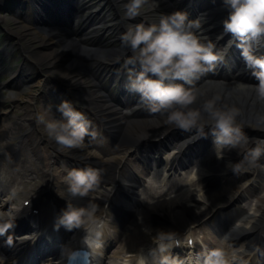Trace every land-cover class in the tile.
I'll return each instance as SVG.
<instances>
[{
  "label": "clouds",
  "instance_id": "clouds-1",
  "mask_svg": "<svg viewBox=\"0 0 264 264\" xmlns=\"http://www.w3.org/2000/svg\"><path fill=\"white\" fill-rule=\"evenodd\" d=\"M226 11L222 31L217 39L230 37L228 48L239 50L245 69L254 84L241 85L244 96L233 98L201 86L202 79L225 62L227 49L218 50L206 34L204 15L189 19L184 11L158 13L147 20L149 11L159 7L158 0H122L121 18L126 23L121 42L131 53L126 59L127 90L138 96L148 110L169 126L193 133L195 140L212 137L221 149L235 150L240 159L228 162L233 174L253 169L264 170V139L250 138L241 123L242 110L248 108L256 123L264 125V0H222ZM138 17L141 22L133 23ZM61 118L46 119L37 113L38 125L59 148H83L89 136L90 122L73 103L63 100L57 105ZM94 135V134H93ZM194 140V141H195ZM227 166V165H226ZM101 182L99 170L86 166L72 168L65 176L66 191L72 200L84 198ZM65 200L66 206L55 217L54 228L82 230L84 243L97 252L103 247L107 223L98 215L100 206L89 200L83 206ZM10 221L0 220V237L13 246ZM35 237L30 239L34 241ZM153 246L128 254L129 264H182L170 255L179 245L175 232L156 229ZM4 264L6 258L2 257ZM244 264L233 253L229 258L223 247L206 250L195 257L194 264Z\"/></svg>",
  "mask_w": 264,
  "mask_h": 264
},
{
  "label": "bare ground",
  "instance_id": "bare-ground-1",
  "mask_svg": "<svg viewBox=\"0 0 264 264\" xmlns=\"http://www.w3.org/2000/svg\"><path fill=\"white\" fill-rule=\"evenodd\" d=\"M30 1V0H29ZM44 1L49 2L52 4L53 2L49 0H31L30 3L34 8L43 10L44 8ZM71 1V11L75 14H78L79 12H82L85 9H91L94 7H97L98 4L93 3L94 0H70ZM160 1V0H159ZM122 0H117V3L120 4ZM170 2V0H168ZM185 0L182 1L184 3ZM61 3V2H59ZM66 3V2H64ZM93 3V4H92ZM107 7V6H106ZM105 7V8H106ZM196 7L197 10L204 15L206 23L204 24L205 29H207V35L209 37L210 34L217 33V31L222 30V24L221 21L226 15V11L222 6V0H196ZM53 8L56 9V3L55 5L53 4ZM183 6L181 4H174L172 7H169L167 4H163L160 6V9L156 8L154 11H149L147 13L146 18H151L155 19L157 17V13H164V14H169L173 11H182ZM109 10L108 12H110ZM114 11V10H113ZM104 12L107 13V11L104 8L99 9L96 11L95 14L89 16V20L87 23L83 24L81 28V32H88L90 30H93L94 27L97 25H102V23H105L107 21L108 15L101 17L103 21H98L100 18V14H103ZM61 15H63V11L60 12ZM44 18L47 17V14L43 15ZM106 19V20H105ZM141 19H144L143 17H138L135 21H132L133 23L136 22H141ZM47 20V19H46ZM18 24V23H17ZM218 24H221L219 26ZM218 25V26H217ZM21 28H23L24 31L29 32L33 34L36 38H39V45L44 46V48H49L48 51L46 52H37L35 55H30V53L25 52L24 54L26 55V59H28L31 62H34L36 64H39L40 67L46 66L48 70H55L56 73L59 74L61 80L65 84L66 88L70 91V89H73L75 91H72L78 98H80L85 104L88 105V109L91 110L94 114V116L98 117L101 122H104V125L106 129L111 132L114 129V138L115 141L114 143H111L113 145V148L117 152L116 156H111L113 154V151L108 149L109 147L105 144L104 140H100L103 142V145L101 146L99 142L94 144L95 139L91 137V139L85 138V144L83 148L79 149H71V151L78 155L80 158L85 157L84 162H88L94 165H97L98 167L101 166V164H105L106 167L110 164V162L115 160L117 164L120 162L122 159V156L127 154L129 150L127 148H123L125 144L129 145L130 148L134 147L135 144L138 142L144 140H148L151 138H157L159 136H164L165 132L170 131L171 133L168 135L171 137V135L175 131H181L179 129H176L172 126H169L165 124L162 120V118L154 115V114H148L146 109L145 110H136L131 108L130 112L133 113V119L131 121H127L126 119H123L121 109L116 103V100L114 98L108 97L106 95L101 94L103 92V87L100 85V83L96 82V79L94 80V69L99 72V70L102 68V71H100V75H102L105 72V68H103V61H114V58L116 55V51L118 47L123 46L121 40L120 41H115L112 46L108 45H97L96 44V37L92 34V32H89L86 37L91 36L92 38L89 40L88 38L85 39H77L78 43L75 41H70L68 40L67 37H60L59 27L60 25L54 24V25H49L51 28H45L46 32L44 35H41L40 31H38L37 28H34L31 25H20ZM217 26V27H215ZM19 27V26H18ZM215 27V28H214ZM99 31H103L100 29ZM112 31L111 29H106L103 32L108 33ZM121 30L116 29L112 32L114 34V39L120 36ZM16 36V33H14ZM76 33L73 34V36ZM80 36V35H78ZM75 38L77 36H74ZM212 40L216 43V46L220 47L227 41H229V36L225 35L223 39L216 40L215 38H212ZM70 43L73 44L76 47H82L83 55L81 57H70L67 56L66 53L68 52V48L70 47ZM55 46H58L56 48ZM115 48V49H114ZM119 49V48H118ZM124 50H127V48L124 47ZM227 53L230 55V57H233V54L235 53L237 55V59L231 60L230 62L227 63L228 66V71L227 73L229 74L226 76V70L225 73H223V78H217L215 77V72L208 73L201 81V86L203 88L209 89L211 91H214L217 94L224 95V96H230L233 98L241 97L244 96L245 93L241 89V85L243 84H254L255 80L251 77V75H245L244 73H241L239 70L243 68L244 63L241 59L240 52L239 50L233 45L230 47V49L227 50ZM91 59V65L87 63ZM85 64V65H84ZM87 64L89 65L87 67ZM84 66L86 69H84ZM56 68V69H55ZM240 68V69H239ZM237 70V71H236ZM246 69H244L245 71ZM1 72V70H0ZM108 77V76H107ZM36 83H30L29 88L26 89L24 92H29L31 87L34 86ZM39 84V83H38ZM52 93V92H51ZM30 96V95H29ZM30 99L31 101L37 100L35 99L34 96H31ZM20 97L18 93H10L6 101L16 103L17 105H27L29 108V103L26 104V102L19 101ZM139 100L138 96H136L135 100L129 99L128 101L125 102L124 105H138L137 101ZM2 99H0V106L2 103ZM39 103V100H38ZM132 105V106H133ZM22 106V107H23ZM18 110V108H15ZM144 111V112H141ZM28 113L30 112L29 110L27 111ZM38 113V112H37ZM45 115L46 119H52V114L50 115ZM135 115V117H134ZM35 120V119H34ZM240 121L243 124L250 125L248 127L244 128V131L250 138H259V139H264V125H259L256 123L255 119L253 118L252 113L248 108H244L242 110V114L240 117ZM36 122V121H35ZM36 128L37 131L41 134L42 138H45L46 141L48 142L49 146H52L54 150L57 151H62L65 152L68 149L64 148H59L54 141H51L48 139V137L44 133V127L43 125H38L36 123ZM167 138V137H166ZM33 144V143H30ZM94 148V152L92 153H84V150H86L87 147ZM58 147V148H57ZM112 148V149H113ZM161 147H159L160 149ZM36 149V148H34ZM70 150V149H69ZM138 152V151H137ZM53 155V152H51ZM157 154V152L155 153ZM154 153H151V155H155ZM228 156L234 157V159L238 160L239 155L235 150H229L228 151ZM111 156V157H110ZM148 156V155H147ZM192 161L189 160H184L182 162L178 163H171L170 166V172H175L178 169L186 168L190 164H197L201 163V158L198 153L193 154L190 156ZM205 157V156H204ZM57 159H60L58 156L55 157ZM151 160L155 161L156 159L152 158ZM262 160H264L262 158ZM191 161V162H190ZM189 162V163H188ZM100 165V166H99ZM40 166L44 169L42 173L44 176H46L48 173L47 170L49 169V164L48 163H43L41 162ZM215 168L219 167L217 164H214ZM96 167V166H95ZM106 171H109V168H105ZM254 172H249V176L253 175L255 178L258 180H261L264 177V171L259 170V169H254ZM104 171V168L102 169ZM110 175L106 174L107 177L103 174L101 176V183H108L112 182L113 178V171H109ZM22 177V172L17 169L16 172L13 175H9L8 178H6L5 182L3 183L4 185L1 186V192L4 193V191H7L8 185L11 184V182H17L19 178ZM53 181H55V185L58 184L59 181V176L56 178L53 177ZM100 183V184H101ZM99 184V185H100ZM256 189V188H255ZM254 189V190H255ZM237 191V189H236ZM92 191L89 192L91 194ZM165 193V192H164ZM166 194V193H165ZM164 194V195H165ZM253 194V190L247 191L245 194H242L241 199L247 200L249 197H251ZM183 195H179L175 201H171V203H167V205L164 207L165 212H163V217L168 218L169 215L167 212L169 211L168 209H171L172 207H175L176 203L182 199ZM198 200H195V199ZM54 200V199H53ZM195 200V201H194ZM200 200L204 203H206V206H204V213L201 215H198L193 210V204H196ZM234 200L233 195L230 196L228 199H222L217 195L210 194L205 191L200 195L192 197L189 199L188 202L186 203H181L184 206H187L185 208L186 212L190 215L193 216V223L196 224H201L200 222L202 221L203 217L205 214H210L212 209L218 208L219 206L225 205L228 201ZM194 201V202H193ZM191 202V203H190ZM233 202V201H232ZM259 208L260 209L263 204H264V199H259ZM175 205V206H173ZM158 210V208L156 209ZM46 211L50 212L51 210L49 208L46 209ZM201 210L198 211V213ZM141 213V212H140ZM170 215L172 214V218L174 219L173 211L169 212ZM233 218L232 214H228L225 217V224L223 225V222L219 221V229H222L223 227H226L231 219ZM171 220V219H170ZM162 223V222H161ZM156 224V222H155ZM156 226V227H155ZM154 228L151 230H156L159 227V225H155ZM178 226V225H177ZM172 232H175L176 234H181V230L177 228L176 231L173 229H166ZM13 230H9V234H12ZM4 238L3 242H0V246H4L6 250L8 249H13L12 252L9 254L11 257H17L18 258V264H21L22 259H26L28 257V253L30 252L27 247H29V244H26L25 242L22 243H13V246L7 247L6 246V236L0 237V240ZM103 240L104 237H103ZM105 243V242H104ZM262 245H264V241L262 242ZM68 248V247H67ZM66 248V249H67ZM41 248L37 249L39 250L36 253H40ZM70 249V248H69ZM52 251V250H50ZM53 252V251H52ZM45 250L43 248V251L41 252L42 255H44ZM54 254V252H53ZM102 254H105L102 251ZM40 255V254H39ZM98 260L100 257V254H97Z\"/></svg>",
  "mask_w": 264,
  "mask_h": 264
},
{
  "label": "rangeland",
  "instance_id": "rangeland-1",
  "mask_svg": "<svg viewBox=\"0 0 264 264\" xmlns=\"http://www.w3.org/2000/svg\"><path fill=\"white\" fill-rule=\"evenodd\" d=\"M5 4H6V0L3 3H2V1H0V15L3 17V19H0V28L2 29V31H6V33L11 36L10 40H8L5 37V39H7V42L9 41L8 44H10L12 46H14L16 44L18 46V48L15 47L14 49H12V58H13L14 62L12 63L11 66H9L10 62H7L8 64H4V65L0 64V68L2 69V71H4L2 73V75L0 74V83H3V86L5 87V89L3 88L0 90V97L3 98V101L1 103L2 105L0 106V125H1V128H0V146H1V143H4L6 145V148H5L6 150H8L10 148V150L13 151L14 149L17 148V143H19V142L20 143H27L28 140L32 141V139H34L36 144L39 143L38 145H40L44 151H47L48 145L39 136V133L37 132L36 122L34 120L35 115L37 114V112L40 114L50 115L49 114L50 110L52 111L53 108H56V110H57V105H59L61 103V101H63V100H68V101L75 103L77 105H79V102L76 100L77 96L73 92H69L67 90V88H66L65 84L63 83V81L61 80L59 74L56 73L54 69L48 70L46 68V66L40 67L39 64H36V63L34 64V68H33L36 71L33 70L31 75L28 77L29 81L32 80L33 82L36 83L32 87V89L29 92L25 93V92H23V91H25V89L24 90L18 89V91H17V90H15V88L12 87V86H14V83L11 82L12 81L11 77H12V75L15 74V72L17 70V66L20 64V61L23 62L22 56H24V58H25V55L23 54V51L21 52L20 47H25L26 48L25 51H28L30 54L35 55L38 52L37 51L38 47H42V46L39 45V43H37L35 41L33 35H31V33H28L26 31H24L23 28H21V26H20L21 25V19H19V17H17V15L15 13V11H17V9H13L11 11L9 9V7L6 6ZM103 4H104V1H103V3H101V5H103ZM14 7H20V6L14 4ZM98 7L95 9L86 10L80 16L87 17L90 14H92L96 9H98ZM12 17L13 18L16 17L17 21L15 20V22H14L13 20H11ZM111 18L112 17H110V19ZM16 22H19L20 24L19 23L17 24ZM75 25H77V24H75ZM6 28H8V29L6 30ZM14 33H16V36ZM0 34H1L0 35L1 38H3V36H5L2 32H0ZM81 34L83 35L84 33H81ZM92 34L94 36L97 35L98 30H96L95 33L93 32ZM74 47L75 46H70L69 49H74ZM46 50H43V52H46ZM10 61H11V59H10ZM26 89H27V87H26ZM10 91H16L20 97L19 101L26 102V104L29 103V108L27 107V105H24V106L23 105H17L16 103H13V102L8 103V101H6V99L10 95ZM31 96H34L35 99H37V100L31 101L30 99H33V98H30ZM38 100H39V103H38ZM16 107L18 108V110L15 109ZM28 110L30 111L29 113L27 112ZM55 116H56L55 117L56 119H60L61 113H59L57 111ZM4 133H6V134H4ZM4 136H8L11 138H9L10 140H7V139L3 138ZM112 142H114V140H112ZM112 142H110V143H112ZM108 147H109L108 149L113 151V154L111 156H113V155L116 156L117 152H115L116 150L114 148L113 149L111 148V144H108ZM171 147L172 146L169 144L168 148H171ZM123 148H126V146H124ZM87 150H88V152H94V149L90 148L89 146H88ZM0 152H5V150H2ZM6 153H8V152H5V154ZM24 154L26 156H30L31 159L38 158V155H33V153L29 152L28 150ZM16 156H18L17 153H16ZM40 160L43 162V158L40 157ZM52 161L53 160H50V162H52ZM110 163L113 164L114 161L112 160ZM37 165L39 166L40 163L37 162ZM52 165L58 166L57 168H58L59 172L65 170V166L62 163L61 164H59V163L55 164L54 163ZM25 167L28 168L29 170H32V169H35V164L33 162H31L30 166L26 164ZM12 171H13L12 168L8 169V173H11ZM227 178H230L232 180L228 181V182H226L227 180H225V181L221 180L220 181V187L217 189V191H213L214 193L226 197V196H229L232 192H233V194H235L236 188L238 190L241 189V191L244 192L243 191L244 188L247 187V185L244 184L245 178H242V176L240 174H233V173L228 175L226 177V179ZM61 180H62V182L65 181L64 178H62ZM222 181H223V183H222ZM104 187H107V185H103V188ZM198 188H199V185H196L194 188L191 187L188 192L189 193H197ZM64 189L65 188H59V186H58V188H57L58 193H56L58 195V197L60 195L62 196V192H64ZM21 190L22 189H20V191ZM101 192H102V189H98V194H101ZM56 194L52 193V197L56 196ZM62 198H64V197L62 196ZM259 199H264V184H263V187L259 188L258 192L253 193L252 196L250 198H248L247 200H244V202L242 201V199H240L239 202H236V203L240 204V206H242L241 210H243V211L241 213V217L246 216L248 211L252 210L255 206L259 205L260 204ZM62 200H64V199H62ZM179 207H180V210L175 209L173 212L174 219L172 218V214L170 216V218H171L170 225H173L172 229H174L177 224L180 225L182 222H186V219H187V216H186L187 214L185 213L184 208L181 205ZM199 208L203 209V206L201 204L199 206H196L194 208V211L197 212L199 210ZM143 210L145 213L143 216H139L134 211L131 213L132 215L130 214L129 216H127V220H129V222L125 223L126 226L122 225L121 230L123 231V234L126 235L125 232H128L130 234V236H126L129 240L132 238H139L138 241H143L142 237H147V238L149 237V232L146 229V225L150 223V217L151 216L149 214L150 213L149 211H145V207H143ZM156 213L159 214L162 219H165L162 217L161 213L155 212L154 214H156ZM247 220H248V218H247ZM247 220L241 222L240 224L246 223ZM129 223H131V224H129ZM166 225L167 224H165V226H162V227H164V230H165Z\"/></svg>",
  "mask_w": 264,
  "mask_h": 264
}]
</instances>
